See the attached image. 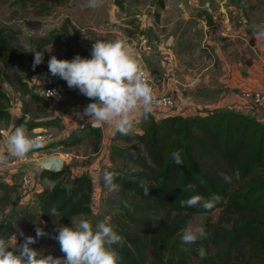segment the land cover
<instances>
[{"label": "trees", "instance_id": "trees-1", "mask_svg": "<svg viewBox=\"0 0 264 264\" xmlns=\"http://www.w3.org/2000/svg\"><path fill=\"white\" fill-rule=\"evenodd\" d=\"M19 1L26 6L44 0ZM25 25L31 30L42 27L41 22L33 20H27ZM245 32L253 40L252 32L246 28ZM57 38L53 31L32 39L27 48L20 42L17 31L0 29V122L13 121L9 110L12 101L3 88L4 81L18 88L21 97H29L31 102L42 104L47 110L54 108L32 90L29 83L32 77L46 79L60 90L58 100L63 113L71 105L83 112L93 102L78 89L69 88L66 81L53 77L48 71V61L44 60L33 70L32 53L41 51L46 57L47 48ZM20 118H14L13 128L23 125L32 133L29 136L35 135L39 128H46L54 136L61 132L53 122L22 123ZM83 131L82 135L73 132L28 156L78 147L88 137L94 142V150L99 151L101 129L87 126ZM175 150L180 152L182 164L172 159ZM109 159L111 165H103L100 172L104 189L100 200L114 204L115 213L109 211L110 224L122 237L120 244L112 246L118 255V264L185 263L183 248L189 244L181 241L184 229L195 215L216 211L220 212L219 221L206 224L212 255L210 264H264L263 123L234 109L162 119L150 114L147 119L142 116L134 122L132 134L116 132ZM105 171L116 174L114 182L119 185V191L109 192L104 186ZM224 175L231 177L232 182L227 183ZM39 176L43 189L34 195L36 211L29 207L32 200L22 202L21 173L6 174L0 181V237L12 241L16 236V245L10 247L14 251H18L25 236H36L37 226L49 233L41 239L58 243L52 238L58 234V224L72 227V218L93 214L95 187L91 175L71 178L64 170L43 171ZM189 185L193 186L192 190H188ZM145 189L149 192L147 196ZM195 195L205 199L218 196L220 200L207 213L199 207L182 206L181 201ZM52 208L61 216L49 215Z\"/></svg>", "mask_w": 264, "mask_h": 264}, {"label": "rangeland", "instance_id": "rangeland-1", "mask_svg": "<svg viewBox=\"0 0 264 264\" xmlns=\"http://www.w3.org/2000/svg\"><path fill=\"white\" fill-rule=\"evenodd\" d=\"M150 3L151 0H103L100 7L92 9L87 6L88 0H44L26 6H23L19 0H0V29L17 31L20 42L27 48H30L32 39L55 31L58 38L47 48L45 61L53 55L61 60H72L77 55L90 59L92 45L96 41L119 39L136 47L140 46V40L144 37L148 48L144 56L149 69L160 68L156 67L159 65L163 67L165 58L170 57L174 65L171 71L174 70L176 76L192 79L200 75L204 79L207 74L206 67L210 65V53L214 54L215 51L213 42L217 35L237 33L239 31L237 28L241 26L251 32L264 28L261 24L262 21L264 23V0H156L154 7H151ZM206 12H209L215 21L217 27L214 29L206 26L204 16ZM27 20L41 22V29H29L25 25ZM149 53L152 57L148 55ZM216 64L213 67H217ZM29 83L32 90L37 92L55 86L48 80L37 77L30 78ZM3 88L12 101L9 110L13 121L9 124L0 122V131L7 129L10 135L14 130V118L24 115L28 116V122H53L58 125L57 129L64 132H69L81 124L80 111L76 105H71L67 113H63L57 99L50 103L54 109L47 110L42 104L31 102L29 97H21L18 88L10 86L5 81ZM26 132L32 135L29 131ZM81 149L80 151H83ZM62 152L56 149L33 153L34 155L29 157L32 161L27 165V169L35 171L34 163L49 153L61 154L55 156H60L64 160L67 158L65 167L70 166V157H66V153ZM78 152V150L72 151L74 155ZM2 166L3 164H0V181H3V176L7 174ZM89 175L93 177L96 185L93 214L76 219L77 221L87 219L93 226L101 220L107 219L110 222L112 214H109V211L115 213L114 204L109 200H100L101 186L99 178L97 179L99 175L94 170H91ZM40 189H43V185ZM31 200L29 207L36 211L34 196ZM1 215L0 212V218ZM219 217L220 212L216 211L208 215H195L189 221L186 227L203 226L207 238L183 248L186 262L182 264H210L212 255L206 224L208 222L216 224ZM16 242V239L10 241V247H14ZM31 247L44 255L63 257L56 242L44 241L40 238ZM200 247H203L207 253L203 259L198 255L197 250Z\"/></svg>", "mask_w": 264, "mask_h": 264}, {"label": "clouds", "instance_id": "clouds-1", "mask_svg": "<svg viewBox=\"0 0 264 264\" xmlns=\"http://www.w3.org/2000/svg\"><path fill=\"white\" fill-rule=\"evenodd\" d=\"M102 3L103 0H88L87 6L95 9ZM254 35L258 40L264 39V28L255 31ZM32 54L35 70L44 62V53L35 51ZM48 71L53 77L66 81L69 88L78 89L81 95L93 101L80 112V119L87 118L96 128L114 127L120 135L132 134L136 115L142 113L147 119L160 103L135 59L134 46L119 39L94 42L90 59L77 55L72 60H61L53 55L48 60ZM44 139L41 136H29L23 125L16 127L6 139V154L0 152V164H6L10 159L23 160L30 152L44 147ZM172 159L176 164H182L178 150L172 152ZM115 177L113 172L103 173L104 186L109 192L119 191V185L114 182ZM236 178L239 179L238 173ZM224 179L227 183L232 182V178L227 175H224ZM192 188V185L188 186V190ZM144 195H149L147 189ZM219 200L218 196L205 199L195 195L181 201V204L202 208L207 213L213 210ZM49 215L56 218L61 213L52 208ZM35 232V237H24L18 251L10 248L9 240L0 237V264H118V255L112 246L120 244L122 237L107 219L97 222L95 226L87 219L77 221L76 218H72V227L58 224V234L52 238L59 244L60 252L63 253L61 258L44 255L31 247L38 239L49 236L39 226ZM20 235L24 236L22 232ZM206 238L203 226L190 225L184 229L181 241L191 245ZM197 251L201 259L207 255L203 247Z\"/></svg>", "mask_w": 264, "mask_h": 264}, {"label": "crops", "instance_id": "crops-1", "mask_svg": "<svg viewBox=\"0 0 264 264\" xmlns=\"http://www.w3.org/2000/svg\"><path fill=\"white\" fill-rule=\"evenodd\" d=\"M262 24L264 25V23ZM237 29H239L237 33L217 35L218 37L214 39L215 51L211 56L209 67H206L207 74L204 79L200 75L192 79L186 76H176L174 70L171 71L174 65L170 57L165 58L163 67L160 65L156 66L160 68L150 67L152 79L157 89L163 93H172L176 99V110H163L162 116L156 117L157 119L177 115V109L185 111V116L203 115L216 109H234L264 124V113L252 109L248 103L242 101L241 97L244 91L255 90L262 86L264 39L258 40L253 31L252 40L251 36L245 32V28L241 26ZM148 55L152 57L151 53ZM215 63H217V67H213ZM37 93L43 95L42 91ZM142 116V113L137 114L135 122H138ZM79 123L81 124L75 126L69 132L61 130L60 134L55 136L53 143L67 138L73 132L82 135L85 127H93L87 118L80 119ZM100 129L102 131V147L99 151L94 150V142L89 137L78 147L58 148L57 150H62V153H66V157L71 159V165L65 167L68 176L75 178L83 174H89L91 170H94L99 175L97 179L99 178L100 191H102L103 184L100 172L103 165H111L109 151L116 131L111 126H104ZM45 130L47 129L39 128L35 132ZM4 133H7V135L5 136ZM8 136L9 131L7 129L0 131V143L3 144L5 151H7L6 139ZM81 148L83 151H80ZM73 150H78V154L74 155ZM62 156L65 157V155ZM42 157H47V155ZM31 161L29 158V163ZM65 161L67 163V158H65ZM28 170L32 178L40 181V173H36L32 169ZM5 171L9 174L7 170ZM94 187L96 192L95 181Z\"/></svg>", "mask_w": 264, "mask_h": 264}, {"label": "built area", "instance_id": "built-area-1", "mask_svg": "<svg viewBox=\"0 0 264 264\" xmlns=\"http://www.w3.org/2000/svg\"><path fill=\"white\" fill-rule=\"evenodd\" d=\"M215 27H217L215 25ZM143 38V39H142ZM140 40V46H136L135 48V59L138 64L142 68L145 73V78L149 85L153 89V93L160 103L154 107L153 112L151 113L155 118L162 116L163 110L173 109L176 110V99L172 93H163L157 89L151 75V71L147 65L145 60L144 53L147 46V40L142 37ZM125 43H128L125 40H122ZM42 97L49 103L54 102L59 98L60 90L55 87H48L42 91ZM242 101L248 103L252 109L262 111L264 113V67H263V79L262 86L255 90L244 91L241 94ZM177 115L185 116V111H179L177 109ZM190 116V115H189ZM5 136L7 133H4ZM33 136H41L44 137V146H48L55 141V136L52 133H48L47 131H41L36 133ZM0 152H4L6 154L7 151L4 150L3 144L0 143ZM29 155V154H28ZM23 160H15L10 159L6 164H3V169L7 170L9 174L13 175L16 173H21V193H22V202H28L33 199V196L40 192L41 184L39 180H36L31 177L29 170L27 169V165L29 163V156ZM1 169V168H0Z\"/></svg>", "mask_w": 264, "mask_h": 264}, {"label": "water", "instance_id": "water-1", "mask_svg": "<svg viewBox=\"0 0 264 264\" xmlns=\"http://www.w3.org/2000/svg\"><path fill=\"white\" fill-rule=\"evenodd\" d=\"M156 0H151L150 6L154 7ZM206 19V26L207 28L215 27V21L212 15L209 12L204 14ZM29 120L28 116H23L20 118V122L27 123ZM32 153V152H30ZM29 153V154H30ZM66 161L61 158L60 156H48L44 157L43 159L39 160L38 162L34 163V170L38 171L39 173L43 171H48L52 173H59L65 170Z\"/></svg>", "mask_w": 264, "mask_h": 264}]
</instances>
